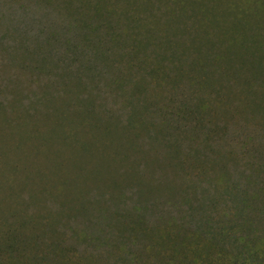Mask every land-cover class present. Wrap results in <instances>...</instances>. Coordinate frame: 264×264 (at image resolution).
Returning <instances> with one entry per match:
<instances>
[{
	"label": "rangeland",
	"instance_id": "obj_1",
	"mask_svg": "<svg viewBox=\"0 0 264 264\" xmlns=\"http://www.w3.org/2000/svg\"><path fill=\"white\" fill-rule=\"evenodd\" d=\"M144 246L264 264V0H0V263Z\"/></svg>",
	"mask_w": 264,
	"mask_h": 264
},
{
	"label": "trees",
	"instance_id": "obj_2",
	"mask_svg": "<svg viewBox=\"0 0 264 264\" xmlns=\"http://www.w3.org/2000/svg\"><path fill=\"white\" fill-rule=\"evenodd\" d=\"M136 218L141 221V222H145L144 221V217L142 215H137ZM142 236H144L145 234L142 232L141 233ZM140 236V234H139ZM136 239H133V241H131L129 244H132L135 242ZM147 247H142V248H139L138 251L136 253H134V259L132 261H134V264H147L151 258L149 256H146V252H147ZM14 250H11V251H8V250H3L1 251V253H4V254H9L11 255L13 258H16L17 257V254H14ZM155 255V254H154ZM2 258H0L1 260ZM2 264V263H0Z\"/></svg>",
	"mask_w": 264,
	"mask_h": 264
}]
</instances>
